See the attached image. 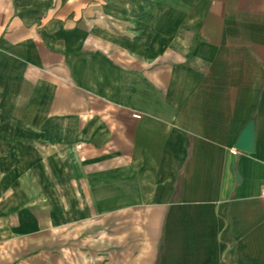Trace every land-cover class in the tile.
<instances>
[{
  "label": "crops",
  "instance_id": "1",
  "mask_svg": "<svg viewBox=\"0 0 264 264\" xmlns=\"http://www.w3.org/2000/svg\"><path fill=\"white\" fill-rule=\"evenodd\" d=\"M263 187L264 0H0V264H264Z\"/></svg>",
  "mask_w": 264,
  "mask_h": 264
},
{
  "label": "water",
  "instance_id": "2",
  "mask_svg": "<svg viewBox=\"0 0 264 264\" xmlns=\"http://www.w3.org/2000/svg\"><path fill=\"white\" fill-rule=\"evenodd\" d=\"M249 127H247L243 133L240 135L238 141L235 144L236 148L242 149V150H248L249 149Z\"/></svg>",
  "mask_w": 264,
  "mask_h": 264
},
{
  "label": "built area",
  "instance_id": "3",
  "mask_svg": "<svg viewBox=\"0 0 264 264\" xmlns=\"http://www.w3.org/2000/svg\"><path fill=\"white\" fill-rule=\"evenodd\" d=\"M262 195H264V187L262 188V191H261Z\"/></svg>",
  "mask_w": 264,
  "mask_h": 264
}]
</instances>
